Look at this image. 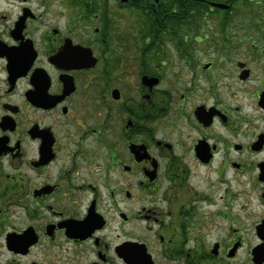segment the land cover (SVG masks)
<instances>
[{
  "label": "flooded vegetation",
  "instance_id": "obj_1",
  "mask_svg": "<svg viewBox=\"0 0 264 264\" xmlns=\"http://www.w3.org/2000/svg\"><path fill=\"white\" fill-rule=\"evenodd\" d=\"M194 1L0 0V264H264V76Z\"/></svg>",
  "mask_w": 264,
  "mask_h": 264
},
{
  "label": "rangeland",
  "instance_id": "obj_2",
  "mask_svg": "<svg viewBox=\"0 0 264 264\" xmlns=\"http://www.w3.org/2000/svg\"><path fill=\"white\" fill-rule=\"evenodd\" d=\"M6 9H10V11L14 15H16L19 10L18 6L15 4L13 6H10L9 8L7 7ZM235 9L240 16H235V18L233 19V21L235 22L233 23V26L231 28H227V33H229L231 37L235 38L239 37L241 34L243 35L244 32L245 34L246 32H250L252 40H256L258 43L257 50H250V47L248 48V42H246V45H244L245 43H240V45L238 46L237 40H235L237 44L233 47L234 51H232V53L235 52L233 60L229 61L223 58L221 59V64L225 65V63L228 62L232 64H235V62H249L255 70L254 80L250 81L249 86L253 89H257L259 82H261L260 80L264 76V55H261L264 54V20H253L255 16H253L252 13L242 11L241 8H238L237 5L235 6ZM218 22V19L208 18L206 23H204L206 27H204L202 30L200 29V35H196V29H194V27L192 28V32L190 33L189 29L184 30L183 34L186 36H190V39L188 40L190 44H188L187 47L191 52V56L194 57V61L199 64L197 68L202 69L204 67V64H213L216 62L218 47L217 42H219L221 38H223L222 28ZM254 23H258L261 26L262 31L258 29L253 30V27L255 26ZM196 36L202 38L203 42L196 44L194 39ZM167 44V52H169V54L173 52V56L170 55V63L173 64L174 68H187L185 64L180 66V61L178 59V56L175 54V49L173 48L172 42H169ZM235 90H237L238 93L237 104L245 108V110L248 109L251 105L248 95H246V93H244L241 88ZM208 173V171H204L201 176L208 175ZM197 175L199 176V174ZM201 176L197 179V184L203 185L201 183Z\"/></svg>",
  "mask_w": 264,
  "mask_h": 264
},
{
  "label": "trees",
  "instance_id": "obj_3",
  "mask_svg": "<svg viewBox=\"0 0 264 264\" xmlns=\"http://www.w3.org/2000/svg\"><path fill=\"white\" fill-rule=\"evenodd\" d=\"M181 1L182 0H180V3H181ZM190 1H191L190 5H196V6L199 5V3H197L194 0H190ZM236 5L238 6V8L240 7L242 11H246V12L252 13V15L255 16L253 20H257V19L264 20V0H237L236 1ZM238 14L239 13L236 12V9H234V13L233 14H231L229 17L224 16L222 18V20L232 21L235 18V16L236 17L240 16ZM174 15L175 16L172 18V20L174 22L182 20V18H181L182 13L181 12L178 13V14H174ZM177 15H180V16L178 18H176ZM201 15L202 14L200 12H196L193 17L190 16L191 17L190 19H191V21L192 20L197 21L199 18L201 19V17H200ZM210 15H212L211 16L212 19H218L219 20V18H217L216 15H214L212 13H210ZM254 25L255 26L253 27V30H257L258 29V30L262 31V28H261V26L258 23H254ZM204 27H206V26L204 25ZM204 27L194 28V29H196V31H195L196 35H200L199 34L200 33V29L202 30ZM227 28H231V27H222V35H223V37H231L229 35V33H227ZM171 30L173 31L172 35L173 36H177L176 31L179 30V29L176 27V24L173 27H171ZM189 32H192L191 26H189ZM263 34H264V30H263ZM250 35H251L250 32H246V34L244 32L243 35L241 34L239 37H235V38L238 39L237 40L238 44L234 42L233 45L237 44L239 46L240 43H243V44L245 43L244 45H246V42H248V48L250 47V50L256 51L258 43H257L256 40H252V36H250Z\"/></svg>",
  "mask_w": 264,
  "mask_h": 264
},
{
  "label": "water",
  "instance_id": "obj_4",
  "mask_svg": "<svg viewBox=\"0 0 264 264\" xmlns=\"http://www.w3.org/2000/svg\"><path fill=\"white\" fill-rule=\"evenodd\" d=\"M215 6L221 8V9H229V7H230L229 5H226V4H215ZM92 60H93V62H89V61H87L85 59H77L75 61V63H77V66H79V67L95 65V59H92ZM262 103H263V106H264V95L262 97Z\"/></svg>",
  "mask_w": 264,
  "mask_h": 264
}]
</instances>
